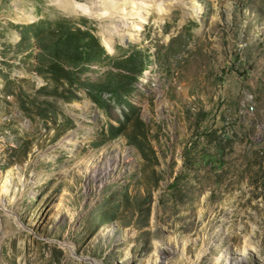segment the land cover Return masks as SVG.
Masks as SVG:
<instances>
[{"label":"rangeland","instance_id":"rangeland-1","mask_svg":"<svg viewBox=\"0 0 264 264\" xmlns=\"http://www.w3.org/2000/svg\"><path fill=\"white\" fill-rule=\"evenodd\" d=\"M136 1L0 0V264H264V0Z\"/></svg>","mask_w":264,"mask_h":264},{"label":"bare ground","instance_id":"bare-ground-1","mask_svg":"<svg viewBox=\"0 0 264 264\" xmlns=\"http://www.w3.org/2000/svg\"><path fill=\"white\" fill-rule=\"evenodd\" d=\"M138 1L140 2V4H139L140 6H137L138 5ZM121 3H123V1ZM146 5H147L146 2H143V0H137L136 4L134 6V7H137V10L136 11H132V12H127V13H130V14L133 13L134 15H141L142 17H144L145 13H146V11L144 10V7ZM104 8H106V7H102L101 9H104ZM104 11H106V9H104ZM76 12H77L78 15L80 14V15H83V16H87L91 20H96L95 16L90 15L89 12L86 11V9L82 5H80L77 8ZM195 12H196V14L197 13H201L202 12V7L199 5L198 9H196ZM32 19H33V16L30 13H28V14L26 13L25 15L22 16V20H24V21H31ZM110 20H111V22L108 25H106V27H104V33L109 39H112L113 37H120V38H122V40H124V41L127 40L128 41V40H130L133 37L129 33H125V32L121 33V31L124 28V26L127 23H129L127 19L118 20L116 18H110ZM130 24H131V27H132L133 31L136 32V31L141 30V27H140L141 23L138 20H134L133 19V21H131ZM111 47H112V43L111 42H107L106 43V49L107 50H111ZM106 175L109 176L110 173L106 172ZM200 216H202V218H203L204 214H202ZM236 238H237L236 236H230V237L227 238V240H233L234 239V241H235ZM235 242H237V240ZM206 246L207 245H204L203 253H205ZM161 252L162 253H161L160 257H159L158 264H169L170 260L172 259L171 255H173L174 252L173 253L164 252V251H161ZM244 253L245 252L242 251L241 253H238L237 255H232L229 258L231 260L232 264H245L246 263V256L244 255Z\"/></svg>","mask_w":264,"mask_h":264},{"label":"trees","instance_id":"trees-1","mask_svg":"<svg viewBox=\"0 0 264 264\" xmlns=\"http://www.w3.org/2000/svg\"><path fill=\"white\" fill-rule=\"evenodd\" d=\"M144 70L143 66L140 65L139 69H138V73L142 72Z\"/></svg>","mask_w":264,"mask_h":264}]
</instances>
